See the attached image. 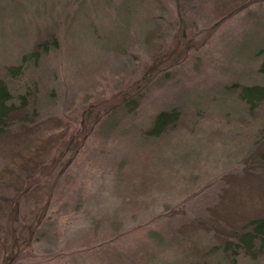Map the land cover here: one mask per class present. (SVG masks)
<instances>
[{
  "label": "rangeland",
  "instance_id": "obj_1",
  "mask_svg": "<svg viewBox=\"0 0 264 264\" xmlns=\"http://www.w3.org/2000/svg\"><path fill=\"white\" fill-rule=\"evenodd\" d=\"M222 8L223 0H0V76L15 95L31 90L33 123L54 126L51 147L78 142L65 169L71 153L50 165L60 146L40 163L47 173L34 172L16 236L50 203L11 264H227L220 251L198 254L218 244L215 230L179 232L220 212L230 176L255 165L264 125V107L250 113L232 87L264 86V0L224 19ZM155 28L162 41L145 44ZM171 109L176 126L148 136L153 117ZM14 174L0 179V264L8 201L27 172ZM236 264H264V254Z\"/></svg>",
  "mask_w": 264,
  "mask_h": 264
},
{
  "label": "trees",
  "instance_id": "obj_2",
  "mask_svg": "<svg viewBox=\"0 0 264 264\" xmlns=\"http://www.w3.org/2000/svg\"><path fill=\"white\" fill-rule=\"evenodd\" d=\"M223 1L225 8L218 12L222 19L234 15L259 0ZM221 13L223 15H220ZM157 34L158 28L148 31L144 37L145 44L161 42ZM258 55H264V47ZM258 72L264 74V59L258 66ZM232 87L236 89L238 100L245 104L250 113H254L259 107H264V86L235 84ZM33 97L30 89L23 94H13L4 76H0V147H5V150L8 149L7 151L11 153L6 165L0 169V179L2 177L13 179L16 175L14 174L16 168L27 172L25 188L19 196L8 201L9 208L5 213L6 233L1 242L2 255L4 254L2 264H11L23 249L29 246L49 207L50 196L40 208H36L37 213L34 215V220L24 226L26 235L16 236L15 226L17 227L16 224L19 223L21 196L33 185L32 182L39 180L34 172L39 171L41 175L47 173L48 168L40 163L51 152V149L60 146L61 148L57 150L58 156L50 159V165L58 164L60 158L71 153L72 155L63 162L61 170L65 169L67 163H71L74 157L72 151H75L78 145L74 135L56 141L54 147L49 145L53 139L57 138L55 130L52 124H48L46 129H39L40 124L33 123L37 116L36 105L31 99ZM178 119L179 113L175 109L160 111L153 117L151 128L145 133L148 136L159 137L165 131L173 129ZM15 130L17 132H12ZM78 132H84L83 128L76 134ZM255 147L249 156V162L255 165H247L242 175L230 176L229 181L232 182L220 197V212L214 209L211 211L213 219L190 220L179 228V232L184 233L191 231L197 234L201 231L210 232L212 229L217 232L214 235L218 244L203 249L201 254L198 253L199 249L192 248L193 252L201 255L202 258L220 251L227 264H236L241 254L252 261L264 254V125L258 130V141L255 142ZM34 159H38L37 163L33 162ZM18 226L20 227L21 224ZM190 241L193 242V240Z\"/></svg>",
  "mask_w": 264,
  "mask_h": 264
}]
</instances>
